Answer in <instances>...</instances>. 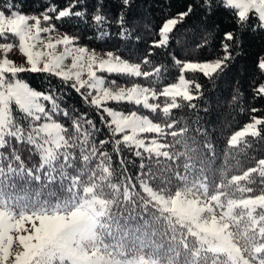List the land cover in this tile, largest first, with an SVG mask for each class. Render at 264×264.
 <instances>
[{"label":"snow or ice","instance_id":"1","mask_svg":"<svg viewBox=\"0 0 264 264\" xmlns=\"http://www.w3.org/2000/svg\"><path fill=\"white\" fill-rule=\"evenodd\" d=\"M81 2H70L58 11L55 19L84 18L86 10H75ZM133 7V0H118L114 19L120 40L130 50L127 58L119 49L108 50L106 58H101L95 49L90 51L86 46H79L78 35L64 34L56 39L49 35L46 40L42 37V33L55 31L49 13H56V6L41 13L43 22L49 23L48 27H42L41 17L24 14L22 8H17L16 0H5L0 4V38L7 39L8 34L18 38L19 52L26 57L27 64V67L17 65L8 58L14 47L12 43H0L4 53L0 59V149H3L0 151V264H159L148 250L157 253L162 248L156 225L163 217L148 211L157 200L148 194L152 189L151 181L145 180V166L140 165L141 174L135 177L138 183H132L131 177L114 183L111 157L108 152L98 151L94 139L93 133L100 131L94 121L86 116L72 119L70 131L55 119L61 114L71 118L69 111L57 102L58 97L33 89L18 74L43 73L64 82L71 81V88L82 100L98 110L101 123L109 129L111 136L120 137L115 139L114 151L118 152V146L124 144L137 149L136 157L143 158L140 150L148 157L153 154L159 157L161 145L158 139L146 142L141 135L156 133L164 136L166 128H174L177 122L174 120L162 128L160 123L136 110L126 114L106 104L132 103L152 113L161 110L168 117L173 109L181 107L178 100L200 99L203 95L201 83L186 79L185 73L199 72L209 80L222 75L241 43L242 32L224 31L215 58L194 62L180 58L179 51H169L172 65L179 70L178 82L168 83L160 90L157 86L161 81L162 66L149 59L157 55L154 50L168 49L170 44L184 47L179 38H172V34L178 25L195 15L198 8L207 15L219 7L234 9V22L242 31L245 28L264 30V0H220V3L192 0L184 11L161 22L157 37L148 42L142 57L131 51L143 39L132 18ZM90 18L101 28L100 35L107 36L101 27L109 21L106 0H97ZM60 45L63 50L57 52ZM207 46V40L195 44L197 49ZM69 59L71 64L66 66ZM150 64V70H143L142 65ZM256 68L264 75V57H258ZM104 73L143 77L147 83L117 87L116 81H108ZM252 91L254 100L264 98V82H256ZM161 97L165 100L162 108L159 103L150 102ZM13 105L23 114L26 123L15 118ZM188 106L196 107L191 103ZM259 111L255 107L251 109L252 113ZM104 114L110 120L106 121ZM199 121L197 115L195 122ZM85 124L90 128H85ZM262 125L264 117L253 115L250 122L230 135L227 146H239L248 136L260 137L259 126ZM171 134L180 133L171 131ZM201 135H207V131ZM13 140L30 145L29 151L39 156V163H32L30 159L25 162L12 144ZM107 143L108 140L99 141L101 146ZM254 167L264 177V158H260ZM137 187L139 196L134 192ZM171 210L174 209L158 207L153 213ZM261 236L264 238V230Z\"/></svg>","mask_w":264,"mask_h":264},{"label":"trees","instance_id":"2","mask_svg":"<svg viewBox=\"0 0 264 264\" xmlns=\"http://www.w3.org/2000/svg\"><path fill=\"white\" fill-rule=\"evenodd\" d=\"M70 2L75 3V0H16L17 8H22L25 14L41 15L49 7L56 6L57 12L49 13L53 17L50 23L55 25V30L69 35H78L77 43L96 50L119 49L127 58L130 50L126 43L120 40L119 28L114 23L118 12V0H106L109 21L101 27L108 33L107 36L100 35L101 28L95 26L90 18L97 0H82L76 5L75 10H86L84 18L69 17L57 21L55 16L58 11L68 6ZM191 2L192 0H133L132 18L139 26L138 34L143 39L139 44L134 45L131 51L139 57L146 54L148 42L157 37V29L161 22L184 11L187 4ZM3 3L5 0H0V4ZM216 3H220V0H216ZM235 11L219 7L213 14L207 15L198 8L196 14L178 25L172 34V38H179L184 47L170 44L168 49L154 50L157 55L149 58L153 64L162 66L161 81L157 86V90H160L166 84L177 81L179 77V70L172 65L169 51H179L180 58L192 61L215 58V54L220 51L219 40L224 31L242 32L241 43L234 51V58L229 68L222 75L209 80L199 72L186 73L189 80L201 83L203 95L200 99L192 102L178 100L181 107L173 109L168 117H165L161 110L152 113L132 103L111 102L126 111L138 110L149 114L152 120L162 123L165 127L174 120L177 122L174 128H166L164 136L151 133V135L159 136L165 143L164 153H160L159 157L154 154L148 157L143 150H140L143 158L136 157L137 149L124 144L118 146V152L114 151L115 139L120 137L111 136L109 129L101 123L100 115L97 114L98 110L82 100L81 96L71 88V81L64 82L61 78L43 73L27 72L18 75L34 89L52 93L58 97L57 102L69 111L71 118L61 114L55 119L68 127L70 131L72 119L86 116L94 121L96 127L100 129L99 132L93 133L94 139L98 151L108 152L111 157L114 183H121L128 177L133 178L132 183H138L135 177L141 174L140 165L143 164L145 180L151 181L153 189L166 194H173L182 189L187 180L192 181L196 178L205 179L210 194L230 183L240 185L249 195L263 194L264 177L257 172L254 165L260 158H264V125L259 126L262 132L260 137L248 136L239 146H227L230 135L250 122L253 115L264 117V98L254 100L252 91L256 82H264V75H261L256 68L258 57H264V30L252 31L245 28L242 31L234 22ZM44 23L49 25L48 22ZM204 40L208 41V46L197 49L195 44ZM17 41L18 38L11 34H8L7 39L0 38V42ZM133 62L138 61L133 60ZM151 67L152 64L142 65L143 70H150ZM164 68L168 71L164 72ZM107 76L108 81L114 80L117 84L147 83L143 77L134 78L117 74H107ZM193 93L195 95V89ZM233 96L236 99H233ZM189 103L195 104L196 107L190 108ZM47 105L50 107L48 102ZM253 107L260 111L252 113ZM13 112L18 121L26 123L23 114L14 105ZM197 115L200 118L199 123L195 122ZM104 116L106 121L110 120L106 114ZM84 127L90 128L87 124ZM205 130L207 135H201ZM171 131L180 134L173 136ZM101 140H108L109 143L101 146L99 144ZM12 144L25 162L30 159L32 163H39V156L29 151L30 145L20 144L16 140H13ZM237 176L242 177L233 180ZM134 192L139 196L138 187ZM158 207L159 205L155 204L148 209L151 214L163 217L156 225L157 239L162 244L161 250L156 254L162 260L170 257L175 264H209L210 262L213 264L215 248L198 244L201 237L198 230L191 226L189 217L180 214L182 222H179L168 211L153 213V209Z\"/></svg>","mask_w":264,"mask_h":264},{"label":"rangeland","instance_id":"3","mask_svg":"<svg viewBox=\"0 0 264 264\" xmlns=\"http://www.w3.org/2000/svg\"><path fill=\"white\" fill-rule=\"evenodd\" d=\"M37 16L41 17L42 27L49 26L43 22L42 15ZM64 34L67 33L55 30L50 34L42 33L41 35L46 40L49 35L53 39H56L62 37ZM0 43H12L14 47L8 53V58L14 60L17 65L23 64L27 67L26 57L19 52L18 41ZM77 44L79 46H86ZM88 48L90 51L93 50V48ZM62 50V45L57 47V52ZM96 52L101 58H106V51L96 50ZM3 57L4 53L0 50V59ZM70 64V59L65 62L66 66H70ZM103 75L108 79L107 73ZM185 77L188 79L186 73ZM175 82H178V80ZM131 84L116 83V86L129 87ZM150 102L159 103L162 108L165 100L163 98ZM45 103L47 105V102ZM106 106L111 107L113 110L123 111L126 114L130 112L124 110L122 107L113 105L111 102H108ZM138 114L147 115L152 119L149 114L139 111ZM153 122L160 123L154 120ZM160 124L162 128L165 127L162 123ZM141 138H144L146 142L153 138L158 139V144L161 145L160 153H164L163 148L165 143L159 136L145 133L141 135ZM241 177H234L233 180H238ZM204 180L201 178H196L192 181L187 180L184 187L173 194H166L161 191L157 193V190L152 187V191L148 194L157 200L159 207L174 209L168 211V213L175 216L179 222H182L180 214L189 217L191 226L198 230L200 234L201 239H199L198 244L200 246L205 245L215 248L213 252V264H235V262H238V264H262L264 262V251H262L264 250V238L261 236V232L264 230V193L249 195L240 185L230 183L224 188H220L219 191L210 194L209 187ZM26 226L30 227V225ZM148 254L158 260L159 264H175L170 257L162 260L156 253H152V250L148 251Z\"/></svg>","mask_w":264,"mask_h":264}]
</instances>
